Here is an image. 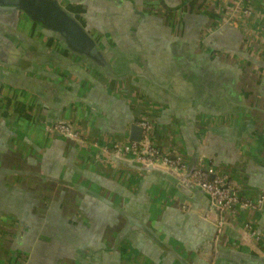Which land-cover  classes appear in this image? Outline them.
Listing matches in <instances>:
<instances>
[{"label": "crops", "instance_id": "0c3cea01", "mask_svg": "<svg viewBox=\"0 0 264 264\" xmlns=\"http://www.w3.org/2000/svg\"><path fill=\"white\" fill-rule=\"evenodd\" d=\"M54 1L97 53L0 8V264H264V204L218 234L206 195L114 156L147 121L159 153L264 195V0Z\"/></svg>", "mask_w": 264, "mask_h": 264}, {"label": "built area", "instance_id": "2783aa9c", "mask_svg": "<svg viewBox=\"0 0 264 264\" xmlns=\"http://www.w3.org/2000/svg\"><path fill=\"white\" fill-rule=\"evenodd\" d=\"M241 12L247 16L250 15V11L247 8L241 9ZM140 126L146 132V136H148L146 150L143 151L138 145L131 144L123 147V155L131 154L135 157V161L141 164L159 166L170 173L182 177L187 168L183 157L159 153L149 141L151 136L150 125L147 122H141ZM51 129L57 135L65 136L72 140L80 139L78 133L68 124L56 123L51 126ZM188 180L193 186L200 188L209 197L210 207L215 212L217 218L215 222L217 233L226 224V219L233 221L236 217L238 218V214L244 211L250 214L260 209L263 203L264 195L258 198L248 197L243 193L242 186L232 179L230 172H213L211 169H206L202 163L197 165V168L193 170ZM245 225L249 226V224ZM251 233L252 235L254 234L253 232ZM261 238L259 235L256 236L255 240L258 241Z\"/></svg>", "mask_w": 264, "mask_h": 264}, {"label": "water", "instance_id": "95a60500", "mask_svg": "<svg viewBox=\"0 0 264 264\" xmlns=\"http://www.w3.org/2000/svg\"><path fill=\"white\" fill-rule=\"evenodd\" d=\"M3 6L10 7L11 9L17 8L22 10L29 16V18L41 23L46 28H51L52 30L58 32L69 44V47L75 51L87 54L89 56L96 55V48L89 36L69 14H67L57 5L54 0H0V8ZM65 138L72 140L68 137ZM74 141L79 142V140ZM131 141L140 142V144H146L148 142V136H146V132L142 127H139L136 124L131 126ZM116 146L118 147L114 152L116 162L130 163V166L137 169L141 174L162 176L185 194L196 191L206 195L200 188L193 186L188 180L193 170L197 168L198 161L197 163L194 161L192 164H190L189 167L186 168L184 175L180 177L159 166L141 164L135 161V157L132 155L130 157L128 156L127 158H123L125 155H123L122 152L125 145L117 144ZM207 198L210 204V199L208 196ZM263 204L264 198L261 207H263ZM259 234L257 233L256 236H259Z\"/></svg>", "mask_w": 264, "mask_h": 264}, {"label": "flooded vegetation", "instance_id": "af4514ba", "mask_svg": "<svg viewBox=\"0 0 264 264\" xmlns=\"http://www.w3.org/2000/svg\"><path fill=\"white\" fill-rule=\"evenodd\" d=\"M15 9H17V8H15ZM17 10H19V9H17ZM19 11L23 12L22 10H19ZM144 122H147V121H144ZM148 125H150V124L148 123ZM150 127H151V125H150ZM243 213H244L243 215H242V213L238 214L239 215L238 218L236 217L235 220H233V221H235L236 223L239 222V220L243 221V216L247 217L249 215V213H247L246 211H244ZM245 224H249L250 227L249 226L247 227ZM241 227H242L243 230H247V231L251 230V232H253L254 234L256 233V231L253 229L254 227L251 226V223L249 221H247V220H244V222L242 223ZM221 230H220V232H221ZM250 234H252V233H250ZM259 235H260V238H261V234H259Z\"/></svg>", "mask_w": 264, "mask_h": 264}, {"label": "rangeland", "instance_id": "374dc122", "mask_svg": "<svg viewBox=\"0 0 264 264\" xmlns=\"http://www.w3.org/2000/svg\"><path fill=\"white\" fill-rule=\"evenodd\" d=\"M244 213H242V215H243ZM263 239V238H262Z\"/></svg>", "mask_w": 264, "mask_h": 264}]
</instances>
